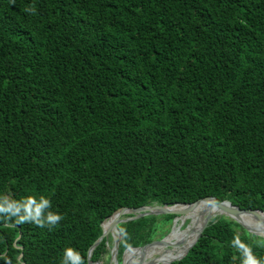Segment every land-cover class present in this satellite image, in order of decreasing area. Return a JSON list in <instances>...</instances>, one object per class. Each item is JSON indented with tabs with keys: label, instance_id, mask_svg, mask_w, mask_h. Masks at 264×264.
Listing matches in <instances>:
<instances>
[{
	"label": "trees",
	"instance_id": "obj_1",
	"mask_svg": "<svg viewBox=\"0 0 264 264\" xmlns=\"http://www.w3.org/2000/svg\"><path fill=\"white\" fill-rule=\"evenodd\" d=\"M0 193L62 217L0 216V264H61L65 248L88 264L122 208L264 211V0H0ZM178 216L118 224V264ZM249 249L264 264V238L220 216L170 264Z\"/></svg>",
	"mask_w": 264,
	"mask_h": 264
},
{
	"label": "water",
	"instance_id": "obj_2",
	"mask_svg": "<svg viewBox=\"0 0 264 264\" xmlns=\"http://www.w3.org/2000/svg\"><path fill=\"white\" fill-rule=\"evenodd\" d=\"M200 202H208V203H210L211 206H214L218 211L223 213L226 217H228L230 219H233L238 224H240L250 234L264 238V232H262V231L261 232H257L255 230H252V229L244 226L242 224V222H240L237 219V217H236V214L260 215V214H264V211L240 209L238 206L233 205L229 201L218 202V200L215 197L203 198V199L197 200L196 202L190 203V204H175L173 206L151 205V206H143V207H139V208H122V209H119L116 212H114L108 219L104 220L103 223L101 224V227H102V230H103L102 234L93 243V245L88 250V255H87L88 264H101L100 261H97V262L91 261V254H92L93 249L104 238H107L109 235L113 239L114 247H113L112 252H113V255L116 256V254H117V246H118V236H119L118 230H117V225L118 224H120L122 222H126V221H131V220L137 219L139 217L148 216V215H167V214L176 215L177 212L172 210V208L175 207L176 205L188 206V207L191 208V207L197 205ZM126 215H131V216L125 217ZM212 216H213L212 214L207 215V217L203 220V222H202V224H201V226L199 228V231H198V234L196 235L195 240L188 246V248H187L186 252L184 253V255L181 256L180 258L174 260V261L182 259L187 254L189 249L192 248L197 243V241L201 238L204 229L207 227V225L210 223V221H212ZM105 223H107V227L104 230L103 229V225ZM163 240H164V238L155 239V240L151 241L150 243H148V244H146V245H144L142 247L128 248L127 250H129V249L144 250L146 247H151L154 243L161 242ZM126 251L124 252L123 257L125 255ZM174 261H172V262H174ZM115 264H118L117 259H115ZM121 264H125L124 258H122V263Z\"/></svg>",
	"mask_w": 264,
	"mask_h": 264
},
{
	"label": "bare ground",
	"instance_id": "obj_3",
	"mask_svg": "<svg viewBox=\"0 0 264 264\" xmlns=\"http://www.w3.org/2000/svg\"><path fill=\"white\" fill-rule=\"evenodd\" d=\"M173 211L177 213H182L184 217H187L190 220L189 225L187 228L176 235V237L173 240V244L166 248V246L160 247V251H153L157 246H160L167 242L171 236H167L164 238L163 241L159 244H153L151 247H146L144 250L139 249H129L126 251L124 257L125 260H127L128 255H135L139 253H146L143 254V258H151L152 262L151 264H170L172 261L180 258L184 255L186 252L188 246L195 240L196 235L198 234V229L200 228L203 220L207 217V215L212 214V219L217 218L220 216H225L223 213L218 211L214 206H211L208 202H200L197 205L193 207L188 206H182V205H176L172 208ZM182 217V216H181ZM237 219L242 222V224L252 230H255L257 232H264V214L260 215H246V214H236ZM107 227V224L105 223L103 225V229L105 230ZM153 251V252H151ZM139 257H135L134 259H131V264H140L139 263ZM141 258V259H143ZM138 259V260H137ZM126 264H129V261L127 260L125 262ZM115 264V262H114Z\"/></svg>",
	"mask_w": 264,
	"mask_h": 264
},
{
	"label": "clouds",
	"instance_id": "obj_4",
	"mask_svg": "<svg viewBox=\"0 0 264 264\" xmlns=\"http://www.w3.org/2000/svg\"><path fill=\"white\" fill-rule=\"evenodd\" d=\"M51 208V201L46 197H25L21 200L11 199L7 194L0 193V216L13 220L16 224L26 222L38 226H54L61 219V215L46 211ZM61 264H83L78 251L72 248H65L61 258ZM242 264H261L249 249L242 257Z\"/></svg>",
	"mask_w": 264,
	"mask_h": 264
},
{
	"label": "rangeland",
	"instance_id": "obj_5",
	"mask_svg": "<svg viewBox=\"0 0 264 264\" xmlns=\"http://www.w3.org/2000/svg\"><path fill=\"white\" fill-rule=\"evenodd\" d=\"M177 214L179 215L177 217L178 219L175 218L172 222L167 223V225L165 226L166 230L163 231V232H161L160 233L161 235L158 236L160 238H166L167 236L170 235L171 238L167 242H165L164 244H162L160 246H157L153 251L159 252L160 251V247H162L164 245L166 246V248H169L174 243L173 240L176 237V235H178L179 233H181L182 231H184L187 228V226L189 225L190 220L187 217H184V215L182 213H180V212L177 213ZM159 243H161V242H156L154 244H159ZM113 247H114V243H113V239H112V242L108 246V249L110 251V255L107 258L105 256L106 261H108V264H114L115 259H117L116 256L113 255V252H112ZM153 251H151V252H153ZM143 254H146V253H139V254H135V255H128L127 256V260L129 261V264H131V262H130L131 259H134L135 257H138V256H141L142 255L141 258H143L144 257ZM123 258H124V261L126 262L127 260H125V257H123ZM141 258L139 257V263L140 264H151V262H152L151 258H143V259H141Z\"/></svg>",
	"mask_w": 264,
	"mask_h": 264
}]
</instances>
